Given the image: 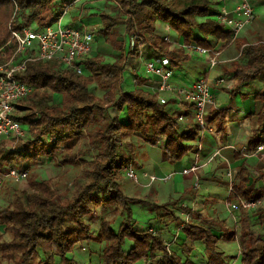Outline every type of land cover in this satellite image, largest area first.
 I'll return each mask as SVG.
<instances>
[{
	"label": "trees",
	"instance_id": "obj_1",
	"mask_svg": "<svg viewBox=\"0 0 264 264\" xmlns=\"http://www.w3.org/2000/svg\"><path fill=\"white\" fill-rule=\"evenodd\" d=\"M67 1L0 0V62L14 50L13 43L7 44L8 23L14 12L15 28L30 24L41 28L58 18ZM107 1L112 2V11L98 12L96 33L105 36L124 24L127 44L119 59L104 62L89 55L83 61L82 74L55 60L27 62L17 75V79L32 86L31 93L15 106V119L24 127L25 136L15 147L13 142L12 149L5 140L0 143V166H15L46 155L57 166H83L87 181L78 184L67 198L58 194L51 179L32 180L27 190L15 189L12 199L0 207V264H77L75 246L79 244L89 252L92 242L100 245V264H192L182 255L193 251L197 243L204 248L206 264H227L224 252L217 248L220 240L238 244V264H264V214L257 216V208L241 211L236 221L238 229L230 230L224 221L203 219L199 213L189 220L177 218L171 210L173 201L156 204L146 198L127 197L121 190L119 179L123 169L131 165L134 138L151 146L162 140L167 161L175 163L193 149L197 137L195 123L178 121L158 102L155 93L139 86L141 77L135 75L131 88L123 87L124 60L145 44L154 57L165 56L176 64L178 52L168 49V42L157 31V21L168 24L185 46L194 43L208 50L209 37L229 42V32L217 21L216 14L209 17L211 1ZM134 34L141 43L130 48ZM238 50V58L229 63L233 91L254 80L264 87V41L238 45ZM93 83L103 90L101 96L90 91ZM54 94L61 95L62 100L54 102ZM255 98L261 107L248 140L250 150L264 141V89ZM223 121L220 110L211 119L219 130ZM246 174L241 169L232 188L244 199L258 201L244 190ZM132 204L149 206L156 217H168L181 226L184 238L179 244L180 254L169 249L159 233L139 227ZM91 205L113 207L122 217L117 228L102 216L98 229L93 231L90 218L95 212ZM257 221L262 224L260 229L254 228Z\"/></svg>",
	"mask_w": 264,
	"mask_h": 264
},
{
	"label": "crops",
	"instance_id": "obj_2",
	"mask_svg": "<svg viewBox=\"0 0 264 264\" xmlns=\"http://www.w3.org/2000/svg\"><path fill=\"white\" fill-rule=\"evenodd\" d=\"M240 2L241 0H218L217 3L212 4L209 17L214 18L221 7L230 10L239 6ZM107 3L112 4L111 1H107ZM251 3L253 9L259 4H262L263 8L259 9L258 12L254 9V21L240 32L241 37H237L238 41L224 43L221 40L209 37L211 48L206 49L205 53L196 52L194 43L187 46L182 45V38L171 30L168 24L161 21L156 22L159 35L163 39L164 37L167 38L165 41L169 38H177L176 42L168 43L170 44L168 46L169 50L178 52L174 57L176 64L170 61L173 75L169 82L174 86L185 87L200 76H205L208 80L214 99L206 109L207 121L213 126V131L202 135L200 151H195V144L193 143V149L175 163L167 161L162 140L157 145L151 146L139 138H134L133 158L130 166L135 169L138 182L134 183L128 179L122 180L123 191L127 196L133 198L143 197L156 204L173 201L174 204L171 206V210L181 220L192 219L194 213H199L203 219L224 221L226 224L231 225L236 222L233 218L234 213L229 209V201L235 197L243 198L234 192L232 185L238 182L239 171L244 168L248 178L244 190L248 193V197L257 198V216L264 214L263 162L257 156L244 158L235 150L242 146L250 149L248 140L256 127V114L261 107V103L255 96L264 87L261 81L254 80L241 86L237 91H233L234 82L229 66V63L235 61L239 56V43H250L243 41L247 35L253 37L258 32L260 37L264 38V0H251ZM86 6L87 4H80L75 6V8L78 7L76 12L69 11L70 18H67V22L85 27L84 22H87V20L84 7ZM111 11V7L106 9V12L111 13ZM95 18L99 22L98 16H95ZM88 22L92 25L97 24L96 22ZM118 26H123V31L115 36V41L117 44H122V49L125 52L127 35L124 24L121 23ZM98 51L97 44L93 41L89 55L96 56ZM113 52L116 53V58L119 59L122 53L121 50L117 48ZM213 55H216L218 62L210 68L208 59ZM152 57L154 56L150 48L145 44L138 48V53L127 55L124 60L126 73L122 82L123 87L128 88L134 85V77L138 75L143 79V82L139 85L141 88L147 90V92H156L159 78L145 74L143 71L144 62L149 61ZM218 80H221L220 83H217ZM165 96H167V102L164 105L172 111L173 116L182 113L185 115L184 122H193L191 105L188 101L177 98L171 92L165 93ZM219 110L223 112L224 117L220 130L215 123L211 122L214 114ZM112 114L120 115V112L112 111ZM214 151H218L217 156L203 165L202 168L193 173H182V170L187 169L194 162L204 163ZM24 169L26 170V168ZM228 171L231 173V178L227 176ZM150 176H153L154 179L151 180ZM166 176L168 178L164 180L163 178ZM229 188L232 190L230 197H228ZM132 205V211L135 213ZM139 207L140 218L141 220L145 219L144 228H150L152 231L159 233L167 247L180 254L179 244L184 238L180 230L181 226L168 217H156L155 212L149 206L139 204ZM240 213L237 214L238 217L241 216ZM217 229L219 228L216 227ZM89 258L87 257L88 260ZM182 258L190 260L192 264H206L204 248L200 243H197L189 254H183ZM137 264L144 263L138 262Z\"/></svg>",
	"mask_w": 264,
	"mask_h": 264
},
{
	"label": "built area",
	"instance_id": "obj_3",
	"mask_svg": "<svg viewBox=\"0 0 264 264\" xmlns=\"http://www.w3.org/2000/svg\"><path fill=\"white\" fill-rule=\"evenodd\" d=\"M83 1L85 0H68L63 3L58 18L52 24L41 28H32L31 25L15 28V12L13 13L8 23L9 41L7 44L13 43L14 50L8 57H2L3 60L0 62V143L6 139H23L25 136L24 127L15 119V106L16 102L28 96L32 91L31 85L17 79V75L24 71L27 62L55 60L77 74L83 73V61L91 52L93 34L84 26L68 22L63 23V20H67L70 9ZM254 17L251 1L241 0L236 8L227 10L221 7L215 18L229 32L230 41L233 42L247 25L253 23ZM166 39L164 37V40ZM140 43L141 40L134 34L129 46L130 48L134 44H139L140 46ZM194 49L198 53L207 51L198 46ZM217 62L216 55H213L208 59V66L210 68L214 67ZM143 71L145 74L159 78L155 94L161 105L167 102L165 97L167 92H171L177 98L184 99L190 103L191 118L197 127V137L194 142L195 151H200L202 135L213 131V126L207 121L206 109L212 104L214 98L206 77L200 76L185 87L172 85L169 80L173 75V68L170 60L165 56L152 57L149 61H145ZM220 81L218 80L217 83H220ZM184 116L180 113L177 116L178 121L182 122ZM235 150L244 158L257 156L262 160L264 167V141L258 143L252 150L244 146ZM212 153L204 163L194 162L190 167L182 170V173L196 172L217 156L218 151ZM123 176L132 181L138 179L136 171L130 165L123 169ZM227 176L231 178L229 171ZM26 177L27 170L23 168L13 164L0 166V193L6 180L17 183L24 181ZM167 178L168 176L163 179ZM150 179L153 180L154 177L150 176ZM230 194H232L231 188L228 190V197H230ZM257 206L258 201L246 200L240 197L232 198L229 201V209L234 213L235 222L238 220L237 214L241 211L251 212Z\"/></svg>",
	"mask_w": 264,
	"mask_h": 264
},
{
	"label": "rangeland",
	"instance_id": "obj_4",
	"mask_svg": "<svg viewBox=\"0 0 264 264\" xmlns=\"http://www.w3.org/2000/svg\"><path fill=\"white\" fill-rule=\"evenodd\" d=\"M210 1H211V4H215L217 3L218 0H210ZM85 3L87 4V6L84 7L85 12H86L85 18L87 22L86 21L85 22L83 21V22L86 25L85 27L92 32L93 41L94 43L97 44V49L99 51L96 56L104 60V62H112L113 60L117 59L116 53H114L113 51L117 48H119L120 50L122 49V47L121 48L119 47V43L117 44V42L115 41V36L118 34H121V32L123 31V26L115 27L112 33H109L105 36L97 34L96 31L98 30L99 22H98V19L95 18V16H97L98 12L104 11V10L106 11V9H109L110 5L109 3H107V0H85L81 3H78L76 6L80 4L86 5ZM261 8H263V5L259 4L254 9H256L258 12V10ZM70 12H76V8L75 7L71 8ZM68 18H70V14L68 15ZM88 21L96 22L97 24L92 25V23H89ZM65 22H67V20H63V23ZM30 25L32 28L36 27V25L34 24H30ZM240 37L241 35L238 36V38ZM238 38H236L234 41L236 40L238 41ZM258 40H264V38H261L260 33L257 32L256 35L253 37L247 35L243 41L254 43V42H257ZM176 41H177V38L173 37V38H169L166 42L171 43V42H176ZM241 44L242 43H239V45ZM90 91L95 96H101L103 92V90H101L100 87H98L96 83L91 84ZM61 100H62L61 95L59 94L53 95L54 102H59ZM20 114L22 115L24 113L20 112ZM5 142L7 143V146L12 149L15 146H17V142H20V140L19 139H14V140L6 139ZM12 143L14 144V147ZM14 164L15 166L19 168L21 167L26 168L27 177L22 182L14 183L10 180H6L4 182V186L0 193V207L6 205V203L12 199V196H13L12 194L15 189L16 190H24V189L27 190L29 186V182L32 180L51 179V181L55 185V188L58 190V194L64 198L69 197L78 184L85 183L87 181V179L85 178L82 172L84 169L83 166H57V164L55 163V160L51 158V156L40 155L35 160L29 159L28 161L26 160L22 164L20 163H14ZM2 166H6V165H2ZM125 179L126 178H124L122 174L119 180L122 182V180H125ZM129 181H132V180H129ZM132 182L136 183L138 182V179ZM121 190L124 193L122 184H121ZM130 198H133V197H130ZM137 199H143V197H140ZM132 206H133V210L135 211V213H133V217L136 218L139 227L144 228L145 219L141 220L140 218V215L138 213V208H140L139 204H133ZM91 207L92 209H94V212H95V214L90 218V224L92 226L93 231L98 229L99 218L102 216H104L106 219H108L112 223V227H114V229L117 228L122 217L117 212L114 211L113 207H103V206H94V205H91ZM263 210H264V206H263ZM263 220H264V217H263ZM261 225L262 224L260 223V221H257L255 222L254 228L260 229ZM225 226L228 227L230 230L238 229V225L236 223H232L231 225L226 224ZM5 238H7V235L5 236ZM235 243L236 242H226V241L220 240L217 244V248L220 251H224V254L226 256L225 260L227 264H238L239 248H238V244L236 243L237 244L236 246ZM87 249L88 248L83 249L82 246H80L79 244L75 246V248L73 249V253H74V258L77 261V264H100V260H99L100 259L99 258L100 245L94 242L93 244L90 245L89 252H87ZM89 253H90V258L88 260L87 257L89 256L88 255Z\"/></svg>",
	"mask_w": 264,
	"mask_h": 264
}]
</instances>
